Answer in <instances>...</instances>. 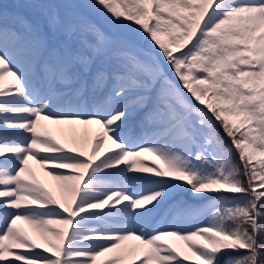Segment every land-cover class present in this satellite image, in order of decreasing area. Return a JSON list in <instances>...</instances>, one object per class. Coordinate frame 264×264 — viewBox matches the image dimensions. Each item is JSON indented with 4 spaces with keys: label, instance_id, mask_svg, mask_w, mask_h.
Wrapping results in <instances>:
<instances>
[{
    "label": "snow or ice",
    "instance_id": "6c2138e0",
    "mask_svg": "<svg viewBox=\"0 0 264 264\" xmlns=\"http://www.w3.org/2000/svg\"><path fill=\"white\" fill-rule=\"evenodd\" d=\"M35 6L43 22L0 4V262L264 264V0H95L150 49ZM162 209L169 226L153 227Z\"/></svg>",
    "mask_w": 264,
    "mask_h": 264
},
{
    "label": "rangeland",
    "instance_id": "374dc122",
    "mask_svg": "<svg viewBox=\"0 0 264 264\" xmlns=\"http://www.w3.org/2000/svg\"><path fill=\"white\" fill-rule=\"evenodd\" d=\"M68 0H0V4L7 6V11L9 14L14 12H21L22 14L28 16L30 19H39L42 22L45 20V12L42 8L36 7L35 5H49V4H59L64 5ZM72 2L73 5H80V7H72L68 6V11H61V15L67 16L69 13L74 11V8L76 10H79L81 12H84L83 15L86 16L89 20L92 22L100 25L102 28H104L106 31L112 32L116 31L120 34L130 37L134 39L138 45L145 49H150L152 47V42L147 39L146 34L143 33L140 26L136 25L132 21H124L120 25H116L112 23V17L110 14H108L106 11L99 9L97 7H93L95 4V0H69ZM11 23V21H9ZM7 84V81H6ZM43 126H46V130L53 135L57 140H59L61 143L66 144L67 146L76 147L77 145H73L71 143V133L68 131L73 126L69 125H57L53 124L49 121L41 122ZM219 127V125H217ZM77 129L82 130L84 126L77 125L74 126ZM63 129L64 131H61ZM42 130H44L42 128ZM95 126H93V131L89 135V137L85 139H80L79 145L83 148V150L86 152V154H91V149L95 143ZM220 136L224 139L225 143L231 146V141L229 138L225 135L223 130H220ZM105 149L101 150L100 155L102 156ZM234 155L237 157V160L239 162V158L235 151H233ZM145 159L149 161H155L156 163H160L158 160H156L155 157L147 156ZM30 166L34 169L37 179L44 185V187L48 188L49 191L53 193L58 199L63 202V193L60 190V181L56 180L52 175L49 174L48 170L42 168L38 163L35 161L30 160ZM65 172H73L77 170H62ZM178 199H185L188 200L189 203L200 205L203 204V201H199L195 199L190 193H181L178 197ZM169 218L167 216V212L165 209L160 210L155 216L153 220V227H159V228H167L169 226ZM19 227L23 228L30 236H32L37 243H40L44 245V247H47V244L45 241L39 237L34 230L27 224H24L23 222H19ZM194 225H184V227H192ZM170 243H173L174 246H181V250L187 254L190 255V252H188V249L185 245H183V242H177V241H169ZM35 251H43V248L41 249H35ZM50 254V253H49ZM244 253H240L239 255H243ZM103 259V258H101ZM0 264H3V262H0ZM19 264H22V262H19Z\"/></svg>",
    "mask_w": 264,
    "mask_h": 264
},
{
    "label": "trees",
    "instance_id": "16d2710c",
    "mask_svg": "<svg viewBox=\"0 0 264 264\" xmlns=\"http://www.w3.org/2000/svg\"><path fill=\"white\" fill-rule=\"evenodd\" d=\"M232 156H233V159L237 162V163H239L238 162V160H237V157L234 155V153H232ZM240 253H237V255H239Z\"/></svg>",
    "mask_w": 264,
    "mask_h": 264
},
{
    "label": "bare ground",
    "instance_id": "6f19581e",
    "mask_svg": "<svg viewBox=\"0 0 264 264\" xmlns=\"http://www.w3.org/2000/svg\"><path fill=\"white\" fill-rule=\"evenodd\" d=\"M43 121V120H42ZM43 122H45V121H43ZM61 184V183H60ZM60 190L62 191V193H63V196H64V189L62 188V186L60 185Z\"/></svg>",
    "mask_w": 264,
    "mask_h": 264
}]
</instances>
